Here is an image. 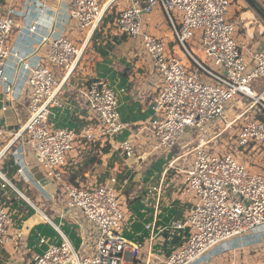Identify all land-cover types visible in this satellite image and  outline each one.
I'll return each mask as SVG.
<instances>
[{"label": "built area", "instance_id": "built-area-1", "mask_svg": "<svg viewBox=\"0 0 264 264\" xmlns=\"http://www.w3.org/2000/svg\"><path fill=\"white\" fill-rule=\"evenodd\" d=\"M16 0H5L7 10L0 16V86L11 95L19 79L28 85V120L12 135L10 143L22 140L38 161L43 176L61 189L65 215L78 212L96 233L92 251L80 254L59 231L60 241L35 254L31 264H139L140 244L130 245L121 237L125 210L115 186L116 176L106 182L71 185L63 179L66 157L73 150L76 135L68 129H53L50 110L62 103L59 93L77 67L90 43H97V33L104 20L107 6L101 0H70L68 17L77 33H85L81 46L67 35L54 37L40 57L22 59L13 54L8 38L21 12L14 7ZM229 0H144L133 1L119 13L115 28L120 35L139 38L161 79V85L152 105L156 115L150 122L152 153L171 152L186 137L187 131H197L190 168L184 175L180 194L193 198L185 224L173 222V229L186 226L188 236L178 249L168 254L159 264H201L202 257L235 237L264 228V175L252 173L230 153H219L208 147L205 125L220 120L230 127L225 107L235 96L251 100L250 108H257L261 118L245 120L238 129L237 148L247 149L264 145V49L250 54L248 43L234 38L237 22L228 18ZM160 10L168 22L182 57L169 52L167 44L145 32L142 14ZM238 21H244L239 17ZM257 27L264 39V21L251 13L243 25L249 36ZM34 32V27H27ZM48 38L40 37V47ZM210 60L217 69H211L197 57L192 47ZM247 55H252L251 59ZM14 56L18 61L17 73L12 77L5 72L6 62ZM186 57L189 65L181 59ZM63 69L58 81L48 69ZM206 80H203L201 76ZM263 80L262 88L253 86ZM15 82V83H14ZM88 110L95 121L86 125L82 138L87 143H98L107 148L111 140L128 124L118 113L115 92L104 81L93 79L82 91ZM6 110L0 107V113ZM238 119V118H236ZM5 134L0 127V137ZM9 143V144H10ZM117 150L127 160H136L131 140L117 143ZM23 156L22 151L18 153ZM175 166L168 164L167 170ZM17 174L29 182L25 167ZM1 188L9 187L31 204L15 186L0 174ZM163 181L152 187L161 193ZM158 199V200H157ZM155 207H159L157 196ZM157 210V209H156ZM39 212V211H38ZM45 220L47 218L42 215ZM10 216L0 204V250L8 237ZM171 228V229H172ZM146 229H151L147 225ZM151 235L149 237V241ZM204 262H206L204 260Z\"/></svg>", "mask_w": 264, "mask_h": 264}, {"label": "crops", "instance_id": "crops-1", "mask_svg": "<svg viewBox=\"0 0 264 264\" xmlns=\"http://www.w3.org/2000/svg\"><path fill=\"white\" fill-rule=\"evenodd\" d=\"M4 1L0 0V16L5 15L7 10ZM69 1L16 0L14 7L21 15L16 17L17 26L8 38L12 53L22 59L40 57L49 47L50 41L63 34L75 45L81 46L85 33L74 30V24L68 17ZM133 1L101 0L102 5H110L106 8L104 20L96 35L98 41L90 43L84 51L76 69L59 93L62 104L50 110L49 121L53 129H68L76 135L73 150L67 154L63 166V179L71 185H88L106 182L116 176L118 182L115 189L125 210L121 237L130 245L140 244L139 264H159L168 254L178 249L188 236L186 226L173 229L171 225L173 222L184 225L193 206V198L182 196L180 190L192 162L194 148L187 150V144L194 139L195 131H188L171 152L152 153L149 149L152 143L149 125L156 117L151 107L161 79L141 40L120 35L115 28L119 13ZM141 19L145 32L164 41L169 52L178 55L172 30L160 10L156 9L150 15L142 14ZM31 26L34 32L28 30L27 27ZM252 35L254 32L249 36ZM41 36L48 38L42 47ZM263 40L260 37L257 44L249 47L250 54L256 52ZM238 41L248 43L243 39ZM178 56L182 57V54ZM247 56L249 59L252 57ZM17 63L14 56L9 57L5 66L8 76L17 73ZM48 69L58 81L64 74L63 69L52 66H48ZM93 79L106 82L115 92L119 116L128 124L111 140L107 148H101L98 143H87L82 138L86 125L95 121V116L88 110L82 96L84 87ZM255 85L258 89L254 88ZM255 85L253 90L258 92L263 80ZM29 94V87L23 79L14 84L11 95H6L0 86V107H6L0 113V127L5 131L0 137V174L11 181L31 203L28 204L9 187L2 189L0 179V204L10 216L8 237L0 250V264H31L35 254L45 251L49 244L60 241L59 231L80 254L92 251L96 238L91 225L78 212L69 211L68 215L64 214L61 189L46 180L27 145L22 144L20 139L10 143L12 135L28 120ZM250 104L231 118H261L256 107L248 109ZM122 140L132 141L135 161L125 159L123 153L117 150V143ZM21 151L23 156L19 157ZM171 161H175V166L166 171ZM19 167L26 168L29 182L17 174ZM252 173L264 175V172ZM160 181H163V185L161 193L157 194L152 187L158 186ZM157 196L161 201L159 207H155ZM147 225L151 226L150 230L146 229ZM263 232L264 228L248 232L214 248L210 254L212 256L230 249L236 241L247 244L248 240L262 236Z\"/></svg>", "mask_w": 264, "mask_h": 264}, {"label": "rangeland", "instance_id": "rangeland-1", "mask_svg": "<svg viewBox=\"0 0 264 264\" xmlns=\"http://www.w3.org/2000/svg\"><path fill=\"white\" fill-rule=\"evenodd\" d=\"M230 5L228 9V18L231 22H237V29L234 34L236 40L243 39L248 41V46H254L257 44V40L260 39V30L255 27L254 34L255 37L251 38L250 36L245 35V30L243 25L246 22V17L250 16V13L256 19H262L264 21V0H253L256 7L249 4L246 0H229ZM239 17L244 19L241 23L238 21ZM171 30V28H169ZM176 52L178 55L182 54L181 48L175 43ZM257 46V45H256ZM192 51L197 55L205 65H208L211 69H217L213 66L210 60H207L204 55L197 51L196 47H192ZM185 65H189V60L186 57L181 59ZM54 67V66H53ZM57 68V67H54ZM201 78L206 80L202 75ZM255 89H258L256 85ZM251 100L245 99L242 95H237L234 99L228 103L225 107V115L230 118V127H226L220 120L216 119L209 123H206V139L210 140L208 147L212 150L219 153L230 152L234 154L239 161H241L250 172H264V145H253L247 149L237 148V134L238 129L245 120L234 119L231 116H234L241 109H244L248 106ZM188 133V131H187ZM186 133V134H187ZM197 131H195V137L190 142H188L187 150H192L196 144ZM241 237V236H240ZM238 237L232 238L227 241L231 242L236 240ZM236 244H233L230 249H224L218 252L215 255L211 254L209 256L202 257L203 262L201 264H264V232L262 236L258 238L248 240V243L245 244L244 241H240ZM207 255V254H205ZM204 260L206 262H204Z\"/></svg>", "mask_w": 264, "mask_h": 264}, {"label": "water", "instance_id": "water-1", "mask_svg": "<svg viewBox=\"0 0 264 264\" xmlns=\"http://www.w3.org/2000/svg\"><path fill=\"white\" fill-rule=\"evenodd\" d=\"M255 36H256V34L252 35L251 37L253 38ZM261 36H262V34H260V37ZM261 49H264V40L260 42V44H259V46H258V48L256 50V53H258Z\"/></svg>", "mask_w": 264, "mask_h": 264}, {"label": "trees", "instance_id": "trees-1", "mask_svg": "<svg viewBox=\"0 0 264 264\" xmlns=\"http://www.w3.org/2000/svg\"><path fill=\"white\" fill-rule=\"evenodd\" d=\"M249 4H251L252 6L256 7V5L254 4L253 0H246ZM251 103V102H250Z\"/></svg>", "mask_w": 264, "mask_h": 264}]
</instances>
